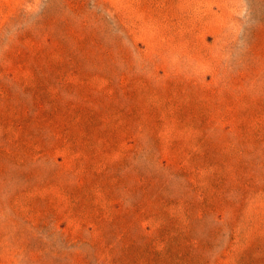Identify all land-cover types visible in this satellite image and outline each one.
Returning a JSON list of instances; mask_svg holds the SVG:
<instances>
[{"label":"rangeland","instance_id":"obj_1","mask_svg":"<svg viewBox=\"0 0 264 264\" xmlns=\"http://www.w3.org/2000/svg\"><path fill=\"white\" fill-rule=\"evenodd\" d=\"M0 264H264V0H0Z\"/></svg>","mask_w":264,"mask_h":264}]
</instances>
